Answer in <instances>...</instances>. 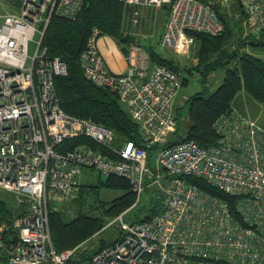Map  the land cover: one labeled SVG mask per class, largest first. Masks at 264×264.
Returning a JSON list of instances; mask_svg holds the SVG:
<instances>
[{"label": "built area", "instance_id": "obj_1", "mask_svg": "<svg viewBox=\"0 0 264 264\" xmlns=\"http://www.w3.org/2000/svg\"><path fill=\"white\" fill-rule=\"evenodd\" d=\"M112 1L168 3L160 45L176 54L194 44L189 33L216 37L224 31L210 3L202 0ZM10 3L18 11L0 13V187L15 196L21 214L9 226L15 240L13 235L4 239L6 225L0 218V264H264V128L232 109L213 123L215 144L203 147L190 140L164 146L165 133L174 132L177 124L174 98L180 75L152 65L140 45L129 48L125 73L112 72L94 28L80 57L83 73L117 96L142 142L117 147L109 128L63 112L54 79L66 76L67 67L58 57L49 59L42 47L51 19L75 18L85 0ZM219 4L238 9L234 17L242 19L244 37L257 39L264 32V0ZM76 138H88L98 148L58 149ZM152 148L156 151L149 159ZM83 169L127 179L135 195L130 209L147 187L164 196L162 211L150 221H127V211L110 221L120 239L85 263L82 245L57 252L49 228L51 203L72 198ZM190 179L203 181L229 201Z\"/></svg>", "mask_w": 264, "mask_h": 264}, {"label": "trees", "instance_id": "obj_2", "mask_svg": "<svg viewBox=\"0 0 264 264\" xmlns=\"http://www.w3.org/2000/svg\"><path fill=\"white\" fill-rule=\"evenodd\" d=\"M202 1L210 3L224 25V31L216 37L203 33H189L194 39L193 55L197 63L188 71L195 70L202 76L203 91L192 95L186 103L189 126L184 135L181 134L180 112H175L176 128L173 137L167 139L164 145L166 147L190 140L203 147L215 144L217 136L213 130V123L233 109L232 102L241 91L254 101L264 104L263 60L248 52H239L235 47L233 30L226 14L220 10L219 0ZM7 2L10 3V0ZM125 18L126 6L123 3L112 0H85L83 9L75 18L53 17L42 39L46 56L49 59L60 58L67 67L66 76L54 79L55 94L60 108L67 115L90 120L112 130L114 145L117 147L127 141L141 146L137 126L114 93L97 87L86 79L80 65V57L94 28L100 31L101 36L111 38L126 57L129 48L139 44L123 29ZM263 39L264 32L257 39L241 37L238 45L261 46L264 45ZM146 51L152 65L165 66L180 75L182 68L172 60L161 57L153 49ZM232 62L235 65L231 68L229 65ZM220 67H226L223 82L214 92L207 94V77ZM185 82L183 80L182 84ZM78 144L98 148L88 138H76L63 143L58 149L64 151ZM155 151L156 148L148 151L149 159L154 156ZM91 172L92 169L83 171L76 197L71 201L74 213L72 218L67 220L64 213L55 209L49 211L51 240L57 252L80 246L100 234L111 220L131 208L135 201V195L127 179L111 175L102 180V176L98 174L96 178ZM190 180L207 193L229 201L221 192L203 181ZM107 194L113 196L105 198ZM163 203L164 196L155 188L153 195L148 197L147 201L142 198L137 206L127 212L125 219L131 222L150 221L162 211ZM20 214L21 207L13 210L0 199V218L6 225V230L3 232L4 239L9 235H13V239H16L14 231L9 226ZM113 227L118 229L116 225ZM120 237L119 230L114 240H100L95 249H86L83 252L81 262L85 263L96 252L114 244Z\"/></svg>", "mask_w": 264, "mask_h": 264}, {"label": "rangeland", "instance_id": "obj_3", "mask_svg": "<svg viewBox=\"0 0 264 264\" xmlns=\"http://www.w3.org/2000/svg\"><path fill=\"white\" fill-rule=\"evenodd\" d=\"M17 9H18L17 6L8 3L7 0H0V13L17 12L18 11ZM220 10L226 14L227 21L231 25V29L233 30V34L235 38L234 45L235 47L239 49V52H242V51L248 52L260 58L264 62V45H261V46H251V45L239 46L238 45V40L241 37H244V24L241 18L237 20L236 17H234L235 10L231 7H225L221 5H220ZM191 46L192 48H194V44L190 45V47ZM152 47L154 48V50H156L163 56L173 59L182 68L180 72V78H181V81L185 80L186 82L184 84H181V87L178 90L174 98V114L176 111L180 112L181 134L184 135L186 128L189 126L186 103L192 95L203 91L202 76L195 70H191V72L188 71V69H190L192 65L197 63V60L193 61L195 58L191 51L186 53V55H179V54H175L171 50H168L166 48L164 49L158 44L157 45L152 44ZM30 52L31 53L33 52V45L30 46ZM193 52H194V49H193ZM234 65L235 63L232 62L230 63L229 67L232 68ZM225 72H226V67H220L217 71H214L209 74V76L207 77V87H208L207 94L214 92L222 84L224 76H225ZM251 102L256 105V108H252V106H250L252 105ZM232 105L242 108L241 109L242 111L238 110L240 111V113L242 112V114L244 112L243 110H245V112L248 115L250 114L253 115L258 126H260L261 128H264V105L263 104H260L254 101L244 91H241L236 96V98L233 100ZM165 136L167 137V139H170L173 137V132H167L165 133ZM84 170H87V169H83L82 174ZM91 174L96 178L98 177V172L94 170H92ZM101 178L102 180H104L105 176H102ZM77 189L74 191L71 199L66 200L64 202L51 203V209H55V210L60 211L61 213H64L67 220L72 218L74 213L72 210L73 204L71 201L72 199L76 197ZM154 189H155L154 187L146 188V192L142 196L144 201H147L148 197L153 195ZM112 196L113 195L107 194L105 198H111ZM0 199L5 201L7 206L12 208L13 210H16L17 208H19V205L17 203L15 196L12 193L2 189L1 187H0ZM130 210L131 209L129 208L127 212H129ZM139 216L141 217L142 215H139ZM109 223L105 226L104 231H102L98 235L93 236L89 241L82 244V247H84L85 249L91 250V249H95L97 247L98 242L102 239L114 240L118 236L119 230L113 227L114 224L109 225Z\"/></svg>", "mask_w": 264, "mask_h": 264}, {"label": "crops", "instance_id": "obj_4", "mask_svg": "<svg viewBox=\"0 0 264 264\" xmlns=\"http://www.w3.org/2000/svg\"><path fill=\"white\" fill-rule=\"evenodd\" d=\"M209 1V0H206ZM216 2L217 0H211ZM126 6V18L124 21V27L126 33L132 35L135 39V42L138 43L141 47L146 49H153L152 44L160 45V37L164 30V24L168 17L169 4L162 3L159 7L148 6L144 4L140 5H131L125 4ZM234 7V6H233ZM232 7V8H233ZM235 12L238 10L237 8H233ZM137 12L136 19L134 20V13ZM99 50L102 53L104 60L109 67V69L117 74H123L127 70V61L126 57L123 56L115 42L107 37L101 36L99 41ZM162 47V46H161ZM164 48V47H163ZM165 49V48H164ZM167 49V48H166ZM192 46H188L186 53L191 51L193 53ZM169 50V49H168ZM155 52H157L155 50ZM161 57L172 60L175 64H177L173 59L168 58L157 52ZM179 54V55H186ZM176 54V53H175ZM193 61H196L194 59ZM178 65V64H177ZM252 108H256V105L251 102ZM233 109L236 111H242L240 107L233 106ZM240 111H238L240 113ZM243 115L250 117L255 120L253 115H248L245 110H243ZM242 114V112H241Z\"/></svg>", "mask_w": 264, "mask_h": 264}]
</instances>
